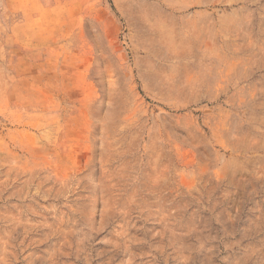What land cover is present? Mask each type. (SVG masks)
I'll return each mask as SVG.
<instances>
[{
    "label": "rangeland",
    "instance_id": "obj_1",
    "mask_svg": "<svg viewBox=\"0 0 264 264\" xmlns=\"http://www.w3.org/2000/svg\"><path fill=\"white\" fill-rule=\"evenodd\" d=\"M0 264H264V0H0Z\"/></svg>",
    "mask_w": 264,
    "mask_h": 264
}]
</instances>
